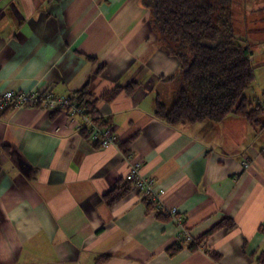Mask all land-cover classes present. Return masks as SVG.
<instances>
[{
    "label": "crops",
    "instance_id": "0c3cea01",
    "mask_svg": "<svg viewBox=\"0 0 264 264\" xmlns=\"http://www.w3.org/2000/svg\"><path fill=\"white\" fill-rule=\"evenodd\" d=\"M252 2L253 17L235 30L256 67L247 96L264 109V37L245 36L264 26V2ZM149 18L141 0H0V94L73 98L88 86L94 118L117 137L101 148L68 108L0 113V264H259L264 129L237 117L178 126L158 118L157 103L172 104L179 61ZM132 162L159 190L158 207L127 182ZM224 219L235 226L169 255Z\"/></svg>",
    "mask_w": 264,
    "mask_h": 264
},
{
    "label": "trees",
    "instance_id": "16d2710c",
    "mask_svg": "<svg viewBox=\"0 0 264 264\" xmlns=\"http://www.w3.org/2000/svg\"><path fill=\"white\" fill-rule=\"evenodd\" d=\"M141 3L150 11L149 22L160 46L179 61V70L172 78L176 86L172 104L167 107L157 103L155 115L173 126L217 125L229 117H237L263 130L264 109L246 94L255 80L256 67L251 49L235 30V24L245 17L239 1L141 0ZM260 13L264 14V9ZM121 90L116 88L114 93ZM73 98L79 107L88 109V114L93 117L97 114L88 86ZM129 189L130 186L120 193L110 191L107 204L113 205ZM234 226L232 219H224L194 242L178 241L167 251L171 256L184 248L195 252L213 233ZM209 255L218 260L217 254L209 252ZM258 263L264 264V255L258 257Z\"/></svg>",
    "mask_w": 264,
    "mask_h": 264
},
{
    "label": "built area",
    "instance_id": "2783aa9c",
    "mask_svg": "<svg viewBox=\"0 0 264 264\" xmlns=\"http://www.w3.org/2000/svg\"><path fill=\"white\" fill-rule=\"evenodd\" d=\"M10 108H40L45 111L68 108L72 116L81 117L80 129L87 131L89 137L97 141L101 148L117 143V137L106 123L88 114V109L79 107L78 101L74 98L56 97L50 92L40 90L30 92L10 90L0 94V113ZM141 169L140 162H132L126 180L141 200H146L158 207L159 190L142 175ZM171 213L176 215L175 210H171Z\"/></svg>",
    "mask_w": 264,
    "mask_h": 264
},
{
    "label": "rangeland",
    "instance_id": "374dc122",
    "mask_svg": "<svg viewBox=\"0 0 264 264\" xmlns=\"http://www.w3.org/2000/svg\"><path fill=\"white\" fill-rule=\"evenodd\" d=\"M238 1L240 4V9L241 10L245 9V13H244L245 19L247 20V22H249L250 17H253L252 13L248 10L249 7L253 6L252 0L251 1L250 0H236V2H238ZM258 3H259V0H256V4H258ZM247 25H249V23ZM260 27H261V31H259V32H250V33L245 34L246 38H249V37H257L259 39L263 38L264 32L262 30L264 29V26H260ZM240 34L243 36L242 33H240ZM250 90H252V89H250ZM250 90H249V92L247 91L246 94L251 93Z\"/></svg>",
    "mask_w": 264,
    "mask_h": 264
}]
</instances>
